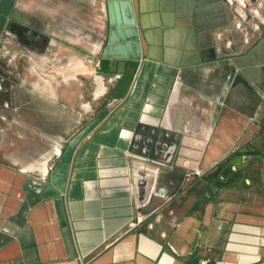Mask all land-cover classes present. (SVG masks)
Segmentation results:
<instances>
[{
  "label": "crops",
  "instance_id": "0c3cea01",
  "mask_svg": "<svg viewBox=\"0 0 264 264\" xmlns=\"http://www.w3.org/2000/svg\"><path fill=\"white\" fill-rule=\"evenodd\" d=\"M7 45L0 264H264V0H0Z\"/></svg>",
  "mask_w": 264,
  "mask_h": 264
},
{
  "label": "rangeland",
  "instance_id": "374dc122",
  "mask_svg": "<svg viewBox=\"0 0 264 264\" xmlns=\"http://www.w3.org/2000/svg\"><path fill=\"white\" fill-rule=\"evenodd\" d=\"M90 38H93V31L91 29V26L89 24H87L86 26H82L80 41L77 44H75V46L77 47L76 49L78 51V56L80 57V62H79L80 66L84 69L91 68V64H92L91 54L96 49L93 48L92 45H90L89 43L91 40ZM91 48H93L92 52L90 51ZM7 49H8L7 51H4L5 49H2L3 52L2 51L0 52V71L2 73L9 75L12 74L10 70L22 68V66L25 63V59L27 58L25 54H27V50L30 49L21 47L22 52L19 51L21 54L16 56L14 60H10L11 53L13 51H18V48H16L14 45H7Z\"/></svg>",
  "mask_w": 264,
  "mask_h": 264
},
{
  "label": "water",
  "instance_id": "95a60500",
  "mask_svg": "<svg viewBox=\"0 0 264 264\" xmlns=\"http://www.w3.org/2000/svg\"><path fill=\"white\" fill-rule=\"evenodd\" d=\"M140 183H141V184H144V182H143V181H140Z\"/></svg>",
  "mask_w": 264,
  "mask_h": 264
}]
</instances>
